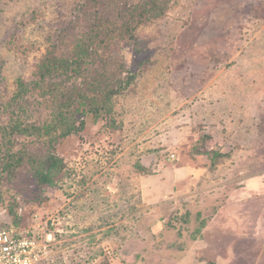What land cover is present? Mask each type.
<instances>
[{
	"label": "rangeland",
	"instance_id": "obj_1",
	"mask_svg": "<svg viewBox=\"0 0 264 264\" xmlns=\"http://www.w3.org/2000/svg\"><path fill=\"white\" fill-rule=\"evenodd\" d=\"M116 11L0 0V226L52 233L56 264H264V217L198 238L233 185L264 179V0H168L120 35Z\"/></svg>",
	"mask_w": 264,
	"mask_h": 264
},
{
	"label": "trees",
	"instance_id": "obj_2",
	"mask_svg": "<svg viewBox=\"0 0 264 264\" xmlns=\"http://www.w3.org/2000/svg\"><path fill=\"white\" fill-rule=\"evenodd\" d=\"M86 1L90 2V0H86ZM132 2L133 1H131V0H99V4L101 5V7H105V6L111 7V5H114L118 9H121V13H119L118 11H116V12L119 16H121V19H123V22L125 21V26H119L116 28V31H118V35H120L121 33L129 34L134 29L133 28L134 25L131 27L132 22H136L139 24V23H143L145 21H149L151 19L157 18L160 15H162L163 11H164V7H166L168 0H139L136 3H132ZM126 11L129 12L130 17H128L126 15ZM107 19L108 18H105L103 20V24H98L97 27L95 28L94 33L96 36L98 34H101V35L102 34H107V35L109 34L108 33L109 19L108 20ZM89 44L87 42V44L84 45V47H86L85 49H88ZM83 50H84V48L79 51L78 55L75 56V58L65 59V64L61 66V69L65 66L64 70L66 71V68H68L70 65L69 63H73L74 65H72V66H76L75 70H77L78 64L80 66V62L82 61L81 59L83 58V53H82ZM49 60H52V59H49ZM45 65L48 69L57 68L53 62H52V66L47 65V64H45ZM118 83H121V82L119 81ZM119 85L116 87V89H112V91H111L112 95L119 93V90L121 88V86H119ZM19 86H20V84H19ZM77 88H79V86L75 87L76 90H74V91L77 92L76 94H77V96H79L78 99L80 98L79 100H82V99L87 100L86 104H89L91 101V103H92V105H91L92 111L91 112H94L96 115H98V113H97L98 109L96 107H94L92 97L90 95H88V96L86 95L87 91H85V90L79 91ZM111 94H108V95L110 96ZM77 96L69 97V99L66 100V102H65V107H68V106L70 107L76 100H78ZM75 97H76V99H74ZM70 116L72 117V112H70L68 109H66V114H64L61 118H63V119L65 118L66 121H70ZM83 126H84V120L81 119L79 121L77 127L70 125V127H68L67 131L63 135H60V136L61 137L68 136V134H71L73 132H76V131L82 129ZM46 132L48 133V131H45V133H42V134L45 135V134H47ZM45 163L47 165V168L46 169H40L39 172H40V176H41V181H45L46 183H49V176L51 174V171L53 169H58V167L62 168L63 164H62V160L59 157H57L55 155V153H50L48 155V157L46 158Z\"/></svg>",
	"mask_w": 264,
	"mask_h": 264
},
{
	"label": "crops",
	"instance_id": "obj_3",
	"mask_svg": "<svg viewBox=\"0 0 264 264\" xmlns=\"http://www.w3.org/2000/svg\"><path fill=\"white\" fill-rule=\"evenodd\" d=\"M250 213L252 215L248 216ZM262 217H264V179L259 174H256L250 178H244L237 185H233V188L226 195L223 206H221L214 217L217 223V226H214V231L211 228L213 220H208L207 230L205 228L202 229L198 238L203 239L207 235L206 237L209 239H215L218 238L216 233L219 236L241 238L244 233H248L251 228L257 226ZM224 218L229 221L225 225L221 222ZM256 218L255 226L250 224V228L247 227L246 229L243 227L244 222L255 221ZM229 234L232 235L229 236ZM230 248L225 246L227 253H230Z\"/></svg>",
	"mask_w": 264,
	"mask_h": 264
},
{
	"label": "built area",
	"instance_id": "obj_4",
	"mask_svg": "<svg viewBox=\"0 0 264 264\" xmlns=\"http://www.w3.org/2000/svg\"><path fill=\"white\" fill-rule=\"evenodd\" d=\"M52 233L0 226V264H56Z\"/></svg>",
	"mask_w": 264,
	"mask_h": 264
}]
</instances>
